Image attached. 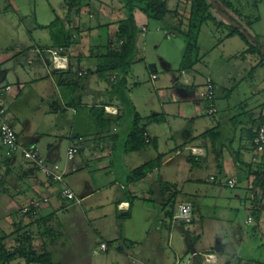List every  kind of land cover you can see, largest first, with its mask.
<instances>
[{
    "label": "crops",
    "instance_id": "0c3cea01",
    "mask_svg": "<svg viewBox=\"0 0 264 264\" xmlns=\"http://www.w3.org/2000/svg\"><path fill=\"white\" fill-rule=\"evenodd\" d=\"M227 1L233 18L252 22L250 32L260 53L242 55L244 42L235 35L224 37L225 26L235 24L215 13V21L202 24L198 34L201 60L183 71L178 68L184 46L177 37L135 11L142 37L137 51L143 44L141 59L151 64L152 85L142 88L141 74H136L132 90L127 75L128 95L141 118L162 115L164 120L146 126L150 142L134 152L127 151L132 118L111 94L115 75L93 73V53L105 45L113 23L124 18L121 3L76 0L80 9L75 13L68 0H0V86H12L5 97L10 122L21 145L60 165L64 185L80 200L62 198L59 184L48 182L19 153L6 157L0 145V237L6 247L28 233L32 248L49 252L59 264H89L82 254L90 246L95 255L105 253L104 261L111 264L123 256L130 264H264L256 237H264V190L254 185L264 152L255 154L251 144V135L264 124V0ZM167 4L179 17L188 13V0ZM99 29L105 42L96 46L90 36ZM152 44L166 45L167 56L147 57ZM60 47L66 68L55 69L51 52ZM206 77L215 84V115L206 114L199 97ZM209 130L211 138L199 137ZM69 145L77 149L71 160L66 159ZM145 153L147 158L138 162ZM157 158L160 163L151 172L128 181L132 170ZM231 179L233 188L227 186ZM174 192L171 209L165 205ZM33 199L41 202L33 215L20 214ZM183 202L192 204L191 226L173 220ZM209 204L227 207L230 234L219 229L222 217L203 209ZM150 205L154 231L168 232L166 252L154 239L147 249L137 237L124 234L125 221ZM241 212L248 227L257 217L253 230H238L235 221L242 220ZM233 242L237 248L230 253Z\"/></svg>",
    "mask_w": 264,
    "mask_h": 264
},
{
    "label": "trees",
    "instance_id": "16d2710c",
    "mask_svg": "<svg viewBox=\"0 0 264 264\" xmlns=\"http://www.w3.org/2000/svg\"><path fill=\"white\" fill-rule=\"evenodd\" d=\"M118 1L122 5L124 18L113 23L114 30L107 33L105 45L98 48L97 53L95 52L96 54L93 53L92 56L95 58V70L93 73L100 77L115 75V81L111 85V94L115 96L121 108L128 112L132 118L127 140V151L138 152L150 142L145 133L146 126L152 122H161L164 118L162 115H152L141 118L135 112L134 106L128 95L126 77L132 65L142 60L137 57V43L140 30L135 19V11L144 14L148 20L159 23L171 37L183 39L184 51L178 68L179 71L187 70L192 67L195 62L201 60L202 56L198 46V34L202 24L215 21V13L226 15L235 24L234 26L224 25V37L238 36L246 45L245 50L242 51V55L260 53V43L250 32V25L252 22L247 21L246 23H242L241 20L237 21V19L233 18L229 12H232L231 3L227 0H188V13L186 16L180 17L176 9H169L167 0ZM68 2V9L70 12L74 11L77 13L80 9V5L76 3V0H68ZM176 5L177 3H175V6ZM182 17L185 18V21ZM173 19H177L176 22H172L171 20ZM220 25L221 23H217V26ZM94 50L95 48L92 49V51ZM262 125L264 124H260L257 129ZM212 134L213 131L209 130L199 137L211 138ZM254 135L255 133L251 135V144ZM159 159L157 158L154 161L146 162L132 170L128 176V181H135L144 177L148 172L154 169L155 165L160 163ZM255 177L254 185L264 190V161L259 163V169L255 173ZM176 194L177 192H174L170 201L167 202L165 206H170L171 209L173 208L172 199ZM171 213L172 211H166L168 216H171ZM26 215H30V213ZM188 224L191 226L193 223L190 221ZM194 227L197 228V224L194 225ZM198 229L200 230L199 226ZM30 243L31 237L28 233L22 234L18 239L17 245L10 248L3 244V238L0 237V264H10L15 259H22L25 264H59L53 261L49 252H37L32 248Z\"/></svg>",
    "mask_w": 264,
    "mask_h": 264
},
{
    "label": "built area",
    "instance_id": "2783aa9c",
    "mask_svg": "<svg viewBox=\"0 0 264 264\" xmlns=\"http://www.w3.org/2000/svg\"><path fill=\"white\" fill-rule=\"evenodd\" d=\"M145 31V29H142ZM62 51V47L53 50L52 53V67L55 69H64L66 68L67 60L66 58L59 55V52ZM12 90V86L4 85L0 86V145L3 148L4 155L6 157H11L16 153H19L20 156L29 164L36 169V171L42 175L48 182L57 183L60 185V195L65 200L71 203H79L80 200L75 196V194L69 190L64 185V170L57 163L46 162L38 152L33 147L23 146L18 142L17 133L12 126L10 120L11 115L8 109L7 102L5 100L6 95ZM199 97L205 104V111L208 115H215L217 110V105L215 102V86L211 78L206 77L204 80L203 88L199 94ZM252 146L255 154H262L264 151V125L260 126L253 137ZM77 153V149L74 145H69L66 149V159L71 160ZM253 161H256V158L253 157ZM2 173L0 170V178ZM235 185L234 180H229L227 186L233 188ZM47 199L44 198L42 202H45ZM41 202L39 200L33 199L29 202L28 206L23 207L20 210V214L33 215L35 209L39 207ZM192 218V204L190 202H183L177 205L173 220L180 221L183 223H189ZM250 220V219H249ZM248 220V222H249ZM100 249L104 250L105 245L102 244Z\"/></svg>",
    "mask_w": 264,
    "mask_h": 264
},
{
    "label": "rangeland",
    "instance_id": "374dc122",
    "mask_svg": "<svg viewBox=\"0 0 264 264\" xmlns=\"http://www.w3.org/2000/svg\"><path fill=\"white\" fill-rule=\"evenodd\" d=\"M150 24L151 25H155V22L154 21H150ZM163 31L162 30L160 32L161 36L163 37ZM142 37L139 38V40H142L141 39ZM164 39V37L162 38ZM90 40L92 42V44L96 45V46H100L102 45V43L105 42V36H104V32L102 29H99V30H94V33L91 34L90 36ZM177 42H180V46H184V41L183 39L177 37ZM142 45L141 44V47H140V50H139V47H138V51H137V57L138 58H141V55L143 54V49H142ZM166 45H162L160 48H156L154 47V44H152L151 46L148 47V56L150 59H158L159 57L162 58V57H166L167 54H166ZM168 49V48H167ZM177 55H178V51H177ZM173 64L175 63L176 61V56L173 57ZM152 71V68H151V64L148 63V62H143V60L139 61V62H136L132 65L131 67V70L128 74V80H129V84H130V87L132 90H134V82L135 83H138V80H137V77H136V74H141L140 76V82H141V87L142 88H147L149 86L152 85V80L149 79V73H151ZM144 90V89H143ZM147 154L148 153H145V154H141L139 157H138V162L140 161H144V159L147 158ZM215 203V202H214ZM213 203V204H214ZM218 203H222V202H218ZM140 205V203H137L135 205ZM213 204H209V205H204L203 209L206 211V213L208 211H211L213 212V214H217L219 217H222V218H219L221 220H223L224 222L220 223V222H217L218 223V226L220 227L219 229L222 231L223 234H230V231L232 230V222H229L226 218H229L228 217V214H227V207L223 204H220L218 206H215ZM153 205H150V207L143 211L140 209H136L134 211V216L132 217V219L130 220H126L125 221V225L123 227V231H124V234L128 235L129 237H137V239L140 241V243L144 246H146V248L148 249V247L150 246V244L152 243L151 240H155L157 245H161V248L164 249V251L166 252L168 249L167 247V234L168 232L165 231V230H162L160 232V234H156V232L154 231V228H156V225H157V222L154 220V214L155 212L151 209ZM136 207V206H135ZM137 208V207H136ZM200 209H202V206L200 207ZM146 212L149 214L150 218L147 219L148 215L146 214ZM238 217L242 216V220L240 219V221H235V223H237V228L238 230H242V231H250V230H253L254 229V226H255V222L257 221V217L253 216L254 217V223L251 225V226H245L243 224V219L245 218V215H244V212H241V214H237ZM229 222V223H227ZM174 234V237H173V242L175 243L176 241V235H175V232L173 233ZM178 235V234H177ZM258 238L259 241H261V244L259 245L261 247V250H260V256L261 257H264V251H263V248H264V237L261 236L260 234H257L256 236ZM255 241V240H253ZM257 242V241H256ZM155 243V244H156ZM236 243L233 242L232 245H231V249L230 250V253H233L232 250L233 249H236ZM93 246L89 247L88 251L86 249V251L83 252V258L84 260L89 263V264H111L110 262L108 261H104V256H105V253H99L97 255H95L93 253ZM228 250V251H229ZM112 251V250H111ZM110 251V252H111ZM149 251V250H148ZM147 251V252H148ZM227 251V252H228ZM146 252V254H147ZM166 254V253H165ZM118 264H130L128 262V258H126L125 256L121 257V260H118Z\"/></svg>",
    "mask_w": 264,
    "mask_h": 264
}]
</instances>
